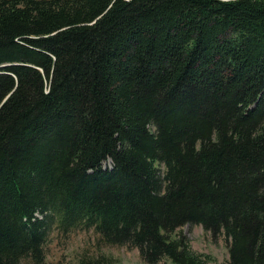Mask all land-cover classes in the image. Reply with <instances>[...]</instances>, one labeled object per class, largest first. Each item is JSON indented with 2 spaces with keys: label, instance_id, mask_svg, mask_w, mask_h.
<instances>
[{
  "label": "trees",
  "instance_id": "obj_1",
  "mask_svg": "<svg viewBox=\"0 0 264 264\" xmlns=\"http://www.w3.org/2000/svg\"><path fill=\"white\" fill-rule=\"evenodd\" d=\"M53 223L264 264V0H0V264H46Z\"/></svg>",
  "mask_w": 264,
  "mask_h": 264
},
{
  "label": "rangeland",
  "instance_id": "obj_2",
  "mask_svg": "<svg viewBox=\"0 0 264 264\" xmlns=\"http://www.w3.org/2000/svg\"><path fill=\"white\" fill-rule=\"evenodd\" d=\"M110 166V162L106 163ZM189 242L191 249L208 258L209 263L227 258L226 241L222 235L213 237L201 225L185 224L178 229ZM93 228L79 225L68 232L60 230L57 223L51 224L45 241L46 264H79L82 258L103 257L109 264H149L143 260L139 248L127 245H107L99 240ZM202 257V258H203ZM157 264H173L164 258Z\"/></svg>",
  "mask_w": 264,
  "mask_h": 264
}]
</instances>
